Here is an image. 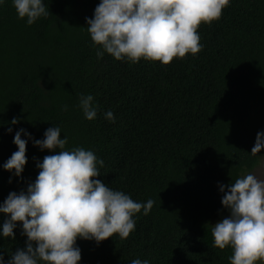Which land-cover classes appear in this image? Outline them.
I'll list each match as a JSON object with an SVG mask.
<instances>
[{"label":"trees","instance_id":"trees-1","mask_svg":"<svg viewBox=\"0 0 264 264\" xmlns=\"http://www.w3.org/2000/svg\"><path fill=\"white\" fill-rule=\"evenodd\" d=\"M44 2L48 16L31 26L11 0L0 5V203L26 190L38 175L36 161L54 154L28 141L24 171L13 176L2 165L17 150L15 131L42 139L59 126L66 149L83 147L103 159L96 179L135 201H155L148 215H135L127 238H77L78 264H230L231 249L212 246L211 227L229 215L219 184L262 158L250 153L264 130V0H230L219 20L198 26L202 51L167 65L107 53L98 59L85 17L100 0ZM81 94L99 105L96 119L77 107ZM109 110L115 123L104 118ZM13 118L19 123L11 126ZM7 218L0 213V225ZM14 234L0 237L5 260L25 246L20 222Z\"/></svg>","mask_w":264,"mask_h":264},{"label":"clouds","instance_id":"clouds-1","mask_svg":"<svg viewBox=\"0 0 264 264\" xmlns=\"http://www.w3.org/2000/svg\"><path fill=\"white\" fill-rule=\"evenodd\" d=\"M4 3L0 0V5ZM11 3L17 18L28 26L48 16L44 0ZM229 4L230 0H100L93 17H85L86 28L98 59L107 53L116 61L134 64L144 59L167 65L174 57L202 51L198 26L219 20ZM77 107L85 119H96L99 105L91 94H81ZM104 118L116 122L111 110ZM9 123L14 126L19 120ZM11 126L8 134L13 132ZM61 131L53 125L42 139L33 138L24 128L15 131L17 150L2 165L13 176L19 178L24 171L28 141L54 154L36 161L38 175L26 190L9 192L0 203V213L9 217L0 225V237L15 240L14 229L20 222L21 235L27 238L24 248L12 252L9 259L0 254V264H78L77 238L97 244L114 234L127 238L135 231V215H148L154 206L152 199L135 201L96 179L101 176L103 159L83 147L66 149L67 137L61 138ZM262 149L264 130L257 132L250 154L264 157L257 155ZM258 167L264 170V163ZM219 191L229 215L212 225V246L230 248V264H264V178L250 171L228 185L219 184ZM130 264L150 261L136 258Z\"/></svg>","mask_w":264,"mask_h":264},{"label":"rangeland","instance_id":"rangeland-1","mask_svg":"<svg viewBox=\"0 0 264 264\" xmlns=\"http://www.w3.org/2000/svg\"><path fill=\"white\" fill-rule=\"evenodd\" d=\"M261 163H264V157L261 158L259 164H261ZM258 165L253 170H251V171H254L260 178H264V170H262L260 167H258ZM246 173H248V172H246ZM222 219L223 218L216 219L215 222H214V224L217 223L218 221L222 220ZM257 264H260V262H257Z\"/></svg>","mask_w":264,"mask_h":264}]
</instances>
